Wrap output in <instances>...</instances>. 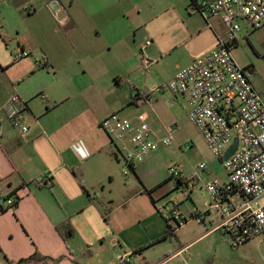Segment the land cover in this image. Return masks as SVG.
Segmentation results:
<instances>
[{
  "label": "rangeland",
  "instance_id": "obj_1",
  "mask_svg": "<svg viewBox=\"0 0 264 264\" xmlns=\"http://www.w3.org/2000/svg\"><path fill=\"white\" fill-rule=\"evenodd\" d=\"M75 1L80 11L89 14L92 12L100 18L97 26L99 28L93 30V36H87L97 52L96 55L90 56L77 49H68L65 56L68 62L58 74L50 73L44 68L45 73H36L28 82L35 83L36 87L46 86L48 90L66 88L71 97L68 106L75 105L77 110H87L83 106L84 100L87 102V91L84 93L82 86L97 79L100 89L104 87L108 93H101L99 90L92 92V96L101 101L96 111L110 109L112 101L119 100L123 106L114 112L128 118L143 114L157 135H168L169 129L174 140L170 145H163L156 150L158 158L152 166L144 169L145 174L140 178L125 175L123 169L129 167L123 160L117 162L118 172L112 188L107 186L104 192L100 186L95 190L91 189V197L94 198L95 193H98V201L103 204H98L97 200L96 203L89 202L87 197L85 210L71 218L70 221L76 229L73 240L78 243L86 238L94 239L96 231L114 226H132L139 231L148 230L154 233L163 231L165 237L170 238L166 235V218L171 215L167 208L172 209L177 201L183 215L189 217L188 208L193 211L198 207L205 218L202 223H189L182 230V234L192 237L198 232V228L203 227L204 231L211 229L219 223L220 215L209 205L210 196L202 187L204 183L226 174L223 160L214 155L190 120L188 99L178 95L176 103L171 99L168 90H161L154 92L149 101L139 100L138 104L134 101L138 93L154 85L169 82L179 70L188 66L185 64L189 60L204 56L216 48L214 32L209 29L212 33L201 32L193 36L188 34L187 26H196L200 20L204 22L202 15L192 8L190 0ZM24 13L22 16L14 7L0 12L1 32L7 41H11V47L4 42H1V46L8 52L11 61L14 60L12 52L15 48L8 33L15 35L20 29L25 39L31 37V19L26 17L27 11ZM102 14L103 17H100ZM37 18L38 22L44 21L41 15ZM110 20L113 22L107 25ZM212 21L221 30L217 20ZM242 27V41L234 49V54L242 66L252 70L255 86L264 96V24L253 30L244 21ZM105 39L111 44V48L105 45ZM147 40L154 42L145 47ZM39 53L35 50L30 56L20 60L40 61L43 58ZM142 55L152 62L149 73L141 66ZM36 66L39 67L38 63ZM88 66L92 69L87 70ZM113 89L117 90L114 92ZM170 103L177 104V108ZM93 134H104L112 143L103 130H94ZM202 162L206 163V168L198 170L196 179H192L197 166ZM171 168H177L185 177H189L188 190L176 187V178L169 174ZM143 179L146 181L145 186ZM93 181L89 180V183ZM119 202L123 204L119 205ZM208 208L211 209L210 214L207 213ZM171 223L176 226V223ZM195 248L204 264H264V236L234 248L218 230L204 238Z\"/></svg>",
  "mask_w": 264,
  "mask_h": 264
},
{
  "label": "crops",
  "instance_id": "obj_2",
  "mask_svg": "<svg viewBox=\"0 0 264 264\" xmlns=\"http://www.w3.org/2000/svg\"><path fill=\"white\" fill-rule=\"evenodd\" d=\"M9 7H14L22 16L27 11L26 17L31 19L29 39L24 38L20 29L15 35L8 33L15 50L26 49L30 55L37 50L42 58H47L50 73L58 74L68 62L65 57L68 49L96 55L87 36H93V30L99 28L100 18L92 12L80 11L75 0H2L0 12ZM39 15L44 21L38 22ZM111 22L108 21L107 25ZM186 28L190 36L212 33L205 19ZM104 41L111 48L108 40ZM1 42L9 47L11 41H7L0 28V107L11 94L18 93L27 105L25 120L29 131L22 134L4 121L0 134V199L4 197L14 201L12 205L0 201V264H11L10 261H18L34 252L64 258L58 263L48 260L25 264H119L125 253L131 255L130 264H204L195 247L204 238L217 233L218 224L205 231L203 227L198 228L192 237L182 234V230L195 220L180 225L174 234L166 231L170 238L165 237L163 231H139L132 226L96 231L94 239L86 238L78 243L74 238L66 241L61 236L58 226L82 213L87 207V197L89 202L96 203L97 200L98 204L102 203L98 201V193L91 197V189L100 186L104 192L107 186L112 188L114 185L119 162L116 148L104 134H93V131L103 130L101 121L123 103L113 100L110 109L96 111L101 101L93 97L92 92L99 90L106 94L108 91L104 87L100 89V84L94 79L89 85L82 86V91H87V102H83L87 110L68 106L71 97L66 88L48 90L46 86L36 87L35 83L28 82L36 73H45L44 68L36 66L37 60L36 65L34 60L11 61ZM89 69L92 68L88 66ZM116 90L113 89L114 92ZM177 98L178 95L174 99L171 95L176 103ZM139 100L144 101L140 94L134 102L138 104ZM175 105L172 106L177 108ZM156 158L158 153L153 151L137 163L133 177L144 176V169L152 166ZM47 177L52 180L50 188L36 184L37 180ZM92 179L94 181L89 183ZM217 179L226 180V176ZM142 182L145 186L146 181L143 179ZM175 185L178 187L177 183ZM172 209L183 214L179 201L174 202ZM210 211L208 208L207 213ZM191 212L188 208L189 215Z\"/></svg>",
  "mask_w": 264,
  "mask_h": 264
},
{
  "label": "built area",
  "instance_id": "obj_3",
  "mask_svg": "<svg viewBox=\"0 0 264 264\" xmlns=\"http://www.w3.org/2000/svg\"><path fill=\"white\" fill-rule=\"evenodd\" d=\"M2 0H0L1 3ZM192 8L199 12L213 30L217 45L204 56L195 58L190 65L179 70L166 84L155 85L142 93L150 100L156 91L168 90L173 99L182 95L188 99L189 118L215 156L223 160L227 149L238 139L236 151L223 160L226 180L213 179L203 185L210 196L209 205L220 215L217 228L224 238L237 248L250 240L264 236V96L256 88L253 72L236 59L234 49L242 41V22L255 30L264 24V0H190ZM216 19L221 30L212 21ZM245 38V37H244ZM147 40L145 47L152 44ZM15 60L28 57L30 52L18 48L12 52ZM141 66L150 72L152 62L141 56ZM40 68H50L47 58L38 61ZM27 105L18 93H13L0 107V134L4 121L22 134L29 131L25 120ZM117 151L118 161L123 160L129 169L125 175H133L137 163L163 145H170L174 136H160L146 121L143 114L135 118L112 112L100 123ZM200 163L195 171L204 170ZM182 190L190 188V181L183 178L181 170L169 169ZM193 176L192 179H196ZM1 182V178H0ZM38 186L50 188L52 180L42 178ZM2 204H14L2 197ZM166 218L177 225L190 220L198 223L205 218L197 209L185 216L175 209ZM175 227V225H172ZM131 255L125 253L119 264H130Z\"/></svg>",
  "mask_w": 264,
  "mask_h": 264
},
{
  "label": "trees",
  "instance_id": "obj_4",
  "mask_svg": "<svg viewBox=\"0 0 264 264\" xmlns=\"http://www.w3.org/2000/svg\"><path fill=\"white\" fill-rule=\"evenodd\" d=\"M139 94H140V98H142L144 101H147V99L144 98L141 93H138L135 97L137 98ZM105 214H106V212H105ZM166 221H167V229H166L167 233L174 234L175 229H177V227H179L180 225H177V226L173 227L167 219H166ZM57 230L59 231L61 236L66 241L71 239V238H73L75 236V234H76V229H75L74 225L72 224V222L70 220H65L62 224H60L58 226ZM63 258H64V256L53 258V257L42 255L39 252H34L30 256L21 258L18 261H10V263L11 264H25V263L33 262V261H48V260H51L52 262L58 263Z\"/></svg>",
  "mask_w": 264,
  "mask_h": 264
},
{
  "label": "water",
  "instance_id": "obj_5",
  "mask_svg": "<svg viewBox=\"0 0 264 264\" xmlns=\"http://www.w3.org/2000/svg\"><path fill=\"white\" fill-rule=\"evenodd\" d=\"M238 146V139L236 138L234 143L227 149L223 156V160H227L230 156L234 154Z\"/></svg>",
  "mask_w": 264,
  "mask_h": 264
}]
</instances>
